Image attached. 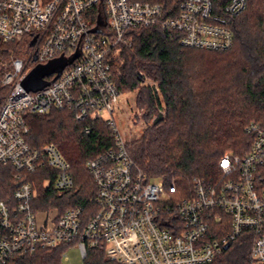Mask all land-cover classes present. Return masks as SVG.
Returning a JSON list of instances; mask_svg holds the SVG:
<instances>
[{
    "label": "built area",
    "instance_id": "built-area-1",
    "mask_svg": "<svg viewBox=\"0 0 264 264\" xmlns=\"http://www.w3.org/2000/svg\"><path fill=\"white\" fill-rule=\"evenodd\" d=\"M245 8V0H232L222 16L213 0H0V39L26 41L29 51L1 80L8 91L0 105V166L11 167L19 184L12 194L0 193V264L61 247L63 262L72 248L82 264L96 249L121 264H210L246 232L254 234L251 264H264L263 127L246 128L253 135L249 153H225L218 177L194 178L187 188L149 179L115 118L123 93L113 58L121 45L131 46L129 31L158 26L184 47L224 52L235 44L229 23ZM74 57L60 76L44 78L43 89L23 86L32 68ZM152 87L159 95L158 83ZM53 111L102 121L112 131L114 145L86 163L96 185L92 210L39 209L35 174L42 189L60 195L75 186L72 165L55 146L29 142L28 116ZM222 222L231 229L218 239L214 224Z\"/></svg>",
    "mask_w": 264,
    "mask_h": 264
},
{
    "label": "trees",
    "instance_id": "trees-1",
    "mask_svg": "<svg viewBox=\"0 0 264 264\" xmlns=\"http://www.w3.org/2000/svg\"><path fill=\"white\" fill-rule=\"evenodd\" d=\"M152 1V0H141ZM232 0H213L214 13L225 16ZM246 8L229 23L235 44L231 50L214 52L187 48L178 35L160 27L128 32L131 46L121 45L113 58V76L119 90L137 91L136 106L148 124L140 139L129 144L136 166L149 179H174L190 188L194 178L220 175L219 161L227 152L249 153L253 135L246 128H264V0H245ZM26 42L0 39V79L8 71L11 56H23ZM10 64V62H9ZM146 80L158 83L162 100ZM7 92L0 85V105ZM165 104L166 114L160 109ZM33 146L53 145L71 163L74 189L59 194L42 189L39 173L35 182L41 194L40 210L58 207L61 212L82 206L92 210L96 185L86 163L114 145L112 131L102 121L79 122L66 111L28 116ZM90 127L91 131L86 132ZM258 184L264 188V167ZM11 167L0 166V193L12 194L19 181ZM217 238L230 232V222L214 224ZM254 234L246 232L210 264H251ZM66 249L38 250L33 256L14 258L11 264H64ZM87 264H121L101 249L89 250Z\"/></svg>",
    "mask_w": 264,
    "mask_h": 264
},
{
    "label": "rangeland",
    "instance_id": "rangeland-1",
    "mask_svg": "<svg viewBox=\"0 0 264 264\" xmlns=\"http://www.w3.org/2000/svg\"><path fill=\"white\" fill-rule=\"evenodd\" d=\"M26 42V41H25ZM27 45V43H26ZM27 53L28 48H27ZM26 53V54H27ZM26 54L23 56H11L10 58V64L9 62L6 63V68L11 71L12 69V61L14 59H25ZM44 68L46 65H42ZM38 67V66H37ZM37 67L32 68L31 72L32 73ZM3 78V77H2ZM0 79V85L2 86L1 80ZM154 82L151 80H146L145 85H149L152 87V84ZM156 83V82H155ZM6 92L8 91V88L3 87ZM153 88V87H152ZM136 96H137V91L134 92H123V96L121 98V103L119 105V108L117 109V112L115 114V118L117 120V125L121 132L123 133V136L127 139L129 144H132L133 142L137 141L142 137V135L145 133V131L148 129L150 125H152L155 121L156 117H153L150 122L147 124L145 120L142 118V113L138 110L136 106ZM161 100H162V95L161 91L159 94ZM162 114H166V109H165V104L164 102L162 103V108L160 109ZM68 259L65 260L64 264H82V258H81V253L77 249H69L68 250Z\"/></svg>",
    "mask_w": 264,
    "mask_h": 264
},
{
    "label": "water",
    "instance_id": "water-1",
    "mask_svg": "<svg viewBox=\"0 0 264 264\" xmlns=\"http://www.w3.org/2000/svg\"><path fill=\"white\" fill-rule=\"evenodd\" d=\"M96 31V29L94 30ZM34 43H32L33 45ZM76 57L70 60H57L51 62L50 64L44 66H38L32 73H30L23 82V86L27 91H38L43 89L48 85V83L44 80L45 77L51 76L54 73H57L58 76L61 75L64 68L72 63ZM230 244L224 247V250H228L230 248Z\"/></svg>",
    "mask_w": 264,
    "mask_h": 264
}]
</instances>
